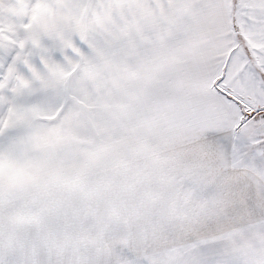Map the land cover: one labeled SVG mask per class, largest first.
Masks as SVG:
<instances>
[{"label": "snow or ice", "instance_id": "6c2138e0", "mask_svg": "<svg viewBox=\"0 0 264 264\" xmlns=\"http://www.w3.org/2000/svg\"><path fill=\"white\" fill-rule=\"evenodd\" d=\"M0 264H264V0H0Z\"/></svg>", "mask_w": 264, "mask_h": 264}]
</instances>
